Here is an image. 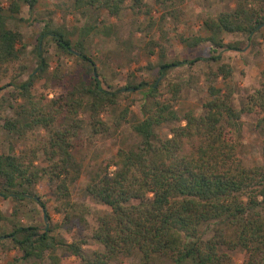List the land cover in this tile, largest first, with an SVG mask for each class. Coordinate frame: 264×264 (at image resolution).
I'll return each mask as SVG.
<instances>
[{"label":"trees","instance_id":"trees-1","mask_svg":"<svg viewBox=\"0 0 264 264\" xmlns=\"http://www.w3.org/2000/svg\"><path fill=\"white\" fill-rule=\"evenodd\" d=\"M125 1L74 0L73 4L76 10L103 9L117 17ZM254 1L236 0L230 9L204 17L202 28L207 35L180 37L191 46L210 40L215 47H210V56L203 58L216 63L210 71L208 96L202 103L204 112L187 110L181 117L175 108L181 90L179 81H168L165 90L159 88L157 78L150 84L139 81L104 87L95 63L82 50V41L73 44L62 27L44 24L35 46L38 65L33 70L40 75L48 70L41 49V38L48 35L63 51L77 52L88 63L84 74L69 76L64 82L56 76L65 88L51 97L32 92L33 73L15 85L21 100L12 105V116L0 117V127L15 136L22 147L17 152L0 153V196H29L28 189L46 176L54 195L53 208L63 215V224L75 217L76 211L83 220L86 208L78 209L70 193L76 176L72 148L84 125L80 112H88L87 124L93 133L106 131L110 125L102 114L117 110L121 90L141 93V117L130 121L140 141L119 147L102 159L85 185L87 194L109 206L96 218L91 232V238L103 249L88 256L82 247L85 239L65 240L55 231L58 225L47 224L50 215L44 202L32 196L44 211L45 223L39 226L15 221L9 231L0 232V240L6 239L19 251L22 262L42 264L49 256L53 264H59L55 251L63 247L81 264H108L135 254L136 264H264V135L260 164L248 166L238 155L244 112L257 116L255 125L264 133V67L259 86L236 107L235 88L229 83L233 68L220 53L213 54L218 52L216 47L224 45L215 35L224 32L250 36L264 25V0ZM35 2L12 0L8 14L2 13L0 6V77L9 71H15L12 78L18 75L15 63L25 46L22 32L9 27L7 19L19 12L21 3L32 7ZM129 7L136 14L152 11V5L143 0H131ZM161 34L165 38L163 29ZM161 42L150 40L148 44L149 52L158 47L160 58L166 51ZM198 58L161 63L158 75L163 76L170 66L191 64ZM217 78H221L222 85L214 83ZM129 109L125 106L113 112L116 125L126 120ZM166 122L178 123L169 135L157 136L156 128ZM40 128L47 136H38ZM39 151L44 157L43 166L34 162ZM12 214L16 215V209ZM236 248L245 252L239 263L231 256Z\"/></svg>","mask_w":264,"mask_h":264},{"label":"rangeland","instance_id":"rangeland-1","mask_svg":"<svg viewBox=\"0 0 264 264\" xmlns=\"http://www.w3.org/2000/svg\"><path fill=\"white\" fill-rule=\"evenodd\" d=\"M143 1L152 5L150 14L134 13L129 7L131 0H126V6L117 17L110 16L103 9L76 10L74 0H36L32 7L21 3L19 12L9 17L7 24L22 32L25 46L21 49L19 59L15 63L14 69L19 70L18 75L12 78L15 71H9L8 74L0 77V117L13 115L12 105L21 100L15 85L28 79L31 73L34 74L32 92L44 93L51 97L65 88L63 82L67 77L83 73L87 66L88 62L80 58L77 52L63 51L48 35L41 38L42 55L48 63V70L42 75L38 70H33L38 65L35 46L39 33L46 23L52 27H62L69 32L68 37L73 44L77 40L82 41V50L95 63L99 73L98 78L104 87H118L139 81L150 84L157 78L156 80L160 83L159 88L165 90L168 81H179L181 90L175 102L177 113L180 117L187 110H192L196 114L203 113L202 103L208 96L207 86L212 80L210 71L216 67L212 59L203 57L210 56L209 48L215 46L210 40H203L198 45L191 46L187 41L180 40V37L207 35V31L202 28L204 17L230 9L236 0ZM11 2L12 0H0V6L3 7L2 13H10ZM249 2L252 4L255 1L249 0ZM89 27L91 28L88 32L84 33V30ZM162 29L165 31V38H162ZM217 37L222 39L224 45L216 47L218 52L213 54L220 53L222 60L231 64L233 71L229 83L235 88L233 103L236 107H240L260 83V71L264 67V25L250 36L245 33L223 32L215 35L214 38L217 39ZM150 40L162 41L161 43L166 47L164 57L158 56V47H154L152 52H149ZM195 57L199 58L191 64L170 66L163 76L158 75L161 63L170 62L174 58ZM56 76L62 77L63 82L58 81ZM12 81L15 83L11 85ZM213 81L216 85H222L221 78ZM120 95L117 110L113 109L112 114H102L103 119L110 125L106 131L93 133L87 124L88 112H80L84 125L72 148L75 156L73 171L76 176L70 184V193L71 200L78 209L86 208L84 219H79V211H76V216L63 224V215L53 208L55 201L52 186L45 176L28 189L29 196L22 199L0 196L2 215L0 232L9 231L15 221L21 224L43 225L46 220L44 211L40 203L32 197L38 196L50 215L47 224L58 225L55 231L65 240L85 239L82 247L88 256L94 250L103 249L101 243L91 238V232L96 225V218L107 212L109 206L87 194L85 185L102 159L113 154L119 147L135 145L140 141V137L132 130L130 121L134 117H141L139 109L141 93L121 90ZM125 106L130 108L126 120L116 125L113 112H118ZM256 119L257 116L253 112L242 114V138L238 155L248 166L262 162L261 144L264 133L255 125ZM180 121L183 122V120ZM176 123L178 122L161 124L156 128V135H169L171 127ZM36 132L40 137L47 136V132L42 128ZM21 147V142L15 136L0 127V153L17 152ZM34 162L39 166L45 165L41 151L38 152ZM14 209H16V215L12 214ZM55 254L59 264H81L78 258L63 247H59ZM19 256V251L11 247L10 242L6 239L0 240V264H11V262L29 264L22 262ZM231 256L235 262L239 263L245 257V252L241 248H236L231 251ZM137 260L138 255L135 254L121 256L108 264H136ZM42 264H53V261L49 256H45Z\"/></svg>","mask_w":264,"mask_h":264}]
</instances>
